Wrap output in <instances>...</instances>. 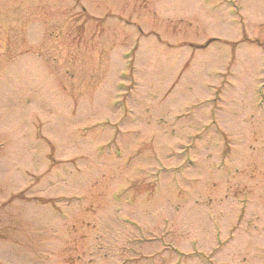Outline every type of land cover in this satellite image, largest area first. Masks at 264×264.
Wrapping results in <instances>:
<instances>
[{"label": "rangeland", "instance_id": "obj_1", "mask_svg": "<svg viewBox=\"0 0 264 264\" xmlns=\"http://www.w3.org/2000/svg\"><path fill=\"white\" fill-rule=\"evenodd\" d=\"M0 264H264V0H0Z\"/></svg>", "mask_w": 264, "mask_h": 264}]
</instances>
